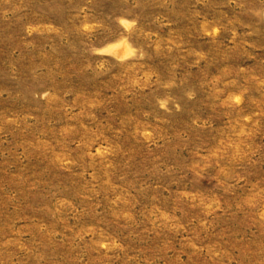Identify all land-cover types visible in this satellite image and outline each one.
Instances as JSON below:
<instances>
[{
  "label": "rangeland",
  "instance_id": "374dc122",
  "mask_svg": "<svg viewBox=\"0 0 264 264\" xmlns=\"http://www.w3.org/2000/svg\"><path fill=\"white\" fill-rule=\"evenodd\" d=\"M0 264H264V0H0Z\"/></svg>",
  "mask_w": 264,
  "mask_h": 264
}]
</instances>
